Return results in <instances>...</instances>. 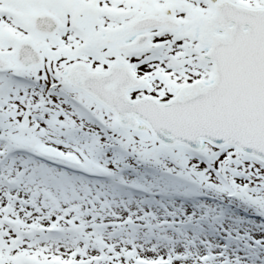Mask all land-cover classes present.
I'll return each mask as SVG.
<instances>
[{"label": "snow or ice", "instance_id": "snow-or-ice-1", "mask_svg": "<svg viewBox=\"0 0 264 264\" xmlns=\"http://www.w3.org/2000/svg\"><path fill=\"white\" fill-rule=\"evenodd\" d=\"M0 264H264V0H0Z\"/></svg>", "mask_w": 264, "mask_h": 264}]
</instances>
